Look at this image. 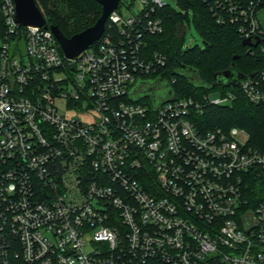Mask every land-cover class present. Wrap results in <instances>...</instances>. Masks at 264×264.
I'll use <instances>...</instances> for the list:
<instances>
[{
  "label": "built area",
  "instance_id": "2783aa9c",
  "mask_svg": "<svg viewBox=\"0 0 264 264\" xmlns=\"http://www.w3.org/2000/svg\"><path fill=\"white\" fill-rule=\"evenodd\" d=\"M142 1L70 59L48 23L20 25L0 0V264H264V200L243 193L264 154L246 130L199 120L234 94L172 90L144 40L167 3ZM205 1L243 39L264 37V0ZM150 81L169 98L140 95ZM240 85L264 102V71Z\"/></svg>",
  "mask_w": 264,
  "mask_h": 264
},
{
  "label": "trees",
  "instance_id": "16d2710c",
  "mask_svg": "<svg viewBox=\"0 0 264 264\" xmlns=\"http://www.w3.org/2000/svg\"><path fill=\"white\" fill-rule=\"evenodd\" d=\"M35 1L47 23L58 26L67 37L91 27L102 15V5L97 0H66L63 5L50 4L49 0ZM125 1L121 0L119 12ZM178 5L180 10L166 4L155 13L162 19L163 31L144 35L146 49L167 56L163 73L170 80L176 79L172 90L178 97L202 99L215 89L220 90L221 96L234 94L230 103L208 104L199 120L207 123L208 128L246 130L248 144L264 154V102L250 101L240 83L237 86L216 84L217 76L230 69L244 78L255 77L264 71V37L259 38L260 44L255 47V41L240 36L236 25L217 21L205 0H178ZM87 13H93L94 18L86 19ZM192 22L202 34L204 45L185 48V36ZM109 24L110 21L106 33H116L117 28L110 29ZM243 193L247 206L255 207L264 200V174L248 175Z\"/></svg>",
  "mask_w": 264,
  "mask_h": 264
},
{
  "label": "water",
  "instance_id": "95a60500",
  "mask_svg": "<svg viewBox=\"0 0 264 264\" xmlns=\"http://www.w3.org/2000/svg\"><path fill=\"white\" fill-rule=\"evenodd\" d=\"M102 5V15L94 25L79 32L72 37L63 34L58 26L50 25L55 37L58 39L66 58H74L101 39L106 31V25L110 16L119 9L121 0H97ZM17 5L16 21L20 25L48 26L47 20L35 0H15ZM260 44L257 38L254 46ZM244 75L228 70L217 76L216 84L224 86H237L244 79ZM145 84L140 90L145 92ZM151 90V88H150ZM148 91V90H147Z\"/></svg>",
  "mask_w": 264,
  "mask_h": 264
},
{
  "label": "rangeland",
  "instance_id": "374dc122",
  "mask_svg": "<svg viewBox=\"0 0 264 264\" xmlns=\"http://www.w3.org/2000/svg\"><path fill=\"white\" fill-rule=\"evenodd\" d=\"M167 4L173 6L176 9H179L178 0H164ZM50 4H54V2H58V4H64L66 0H49ZM126 2V1H125ZM143 7L142 0H127L126 3L121 5L120 12L124 17L131 16L133 14H138ZM93 13H87L86 19L92 20L94 17ZM258 17L260 18L262 25L264 27V7L258 12ZM86 21V20H85ZM4 40L0 35V47L3 45ZM204 45L203 37L200 31L198 30L195 22H192L191 26L188 28L186 36H185V48L194 45ZM145 92H141L140 95L147 94L152 98H155L158 102L164 101L169 98V86L165 84L157 83L156 81H150L148 84H145ZM151 88V90H150ZM148 90V91H147ZM208 96L212 98H217L221 96L220 90L215 89L210 91ZM60 107L63 109V102L59 103ZM96 114V113H94ZM69 115H72L71 113ZM207 126V123L205 124Z\"/></svg>",
  "mask_w": 264,
  "mask_h": 264
}]
</instances>
